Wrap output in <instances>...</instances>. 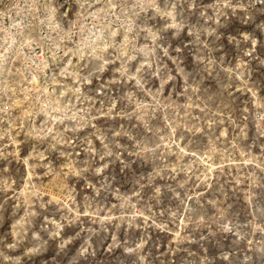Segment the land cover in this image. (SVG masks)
Wrapping results in <instances>:
<instances>
[{
    "label": "rangeland",
    "instance_id": "374dc122",
    "mask_svg": "<svg viewBox=\"0 0 264 264\" xmlns=\"http://www.w3.org/2000/svg\"><path fill=\"white\" fill-rule=\"evenodd\" d=\"M0 264H264V7L0 0Z\"/></svg>",
    "mask_w": 264,
    "mask_h": 264
},
{
    "label": "built area",
    "instance_id": "2783aa9c",
    "mask_svg": "<svg viewBox=\"0 0 264 264\" xmlns=\"http://www.w3.org/2000/svg\"><path fill=\"white\" fill-rule=\"evenodd\" d=\"M251 6H253L256 9H262L264 7V0H247Z\"/></svg>",
    "mask_w": 264,
    "mask_h": 264
},
{
    "label": "bare ground",
    "instance_id": "6f19581e",
    "mask_svg": "<svg viewBox=\"0 0 264 264\" xmlns=\"http://www.w3.org/2000/svg\"><path fill=\"white\" fill-rule=\"evenodd\" d=\"M35 80V79H34Z\"/></svg>",
    "mask_w": 264,
    "mask_h": 264
}]
</instances>
